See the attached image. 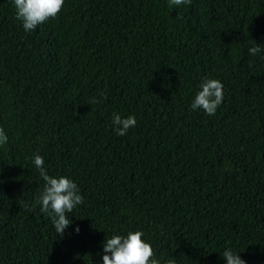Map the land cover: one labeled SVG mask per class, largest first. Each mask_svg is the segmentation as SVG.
Returning <instances> with one entry per match:
<instances>
[{
	"label": "trees",
	"instance_id": "16d2710c",
	"mask_svg": "<svg viewBox=\"0 0 264 264\" xmlns=\"http://www.w3.org/2000/svg\"><path fill=\"white\" fill-rule=\"evenodd\" d=\"M15 14L0 0V264H103L134 231L161 264H264V0H65L32 32ZM205 77L215 115L189 110ZM36 154L84 198L62 237Z\"/></svg>",
	"mask_w": 264,
	"mask_h": 264
},
{
	"label": "clouds",
	"instance_id": "9594fccd",
	"mask_svg": "<svg viewBox=\"0 0 264 264\" xmlns=\"http://www.w3.org/2000/svg\"><path fill=\"white\" fill-rule=\"evenodd\" d=\"M15 8V19L20 21L25 32L35 31L36 28L50 18H56L62 11L65 0H12ZM192 0H168L170 8L181 5H191ZM255 44V43H254ZM261 51L260 45L255 44L249 49L251 55ZM201 90L195 95L189 106L190 111L202 110L208 115H215L218 107L223 103V84L216 79L205 77L201 84ZM112 123L116 135L124 136L129 129L136 126V118L129 115L126 118L118 113H113ZM8 142V137L3 128H0V147ZM34 166L39 170V175L44 181L43 191L36 199L40 205V211L51 218V223L58 236L62 237L65 229L73 221L68 219L78 205L84 203L78 185L71 179L59 176H50L44 167V159L39 154L33 158ZM35 207V205H33ZM75 231L78 233L79 228ZM141 231L128 232L126 236L119 234L107 238L103 244V264H161L155 258V252L150 243L142 239ZM226 264H246L239 253H233L231 249L223 252ZM168 264H172L171 261Z\"/></svg>",
	"mask_w": 264,
	"mask_h": 264
},
{
	"label": "water",
	"instance_id": "95a60500",
	"mask_svg": "<svg viewBox=\"0 0 264 264\" xmlns=\"http://www.w3.org/2000/svg\"><path fill=\"white\" fill-rule=\"evenodd\" d=\"M173 14H175V12H172Z\"/></svg>",
	"mask_w": 264,
	"mask_h": 264
}]
</instances>
